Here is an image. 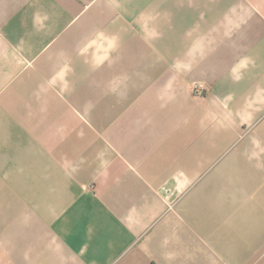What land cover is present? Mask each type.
<instances>
[{"label": "crops", "instance_id": "crops-1", "mask_svg": "<svg viewBox=\"0 0 264 264\" xmlns=\"http://www.w3.org/2000/svg\"><path fill=\"white\" fill-rule=\"evenodd\" d=\"M0 264H264V0H0Z\"/></svg>", "mask_w": 264, "mask_h": 264}, {"label": "built area", "instance_id": "built-area-1", "mask_svg": "<svg viewBox=\"0 0 264 264\" xmlns=\"http://www.w3.org/2000/svg\"><path fill=\"white\" fill-rule=\"evenodd\" d=\"M191 89L194 93L200 94L205 89V86L202 82H195L192 84Z\"/></svg>", "mask_w": 264, "mask_h": 264}]
</instances>
